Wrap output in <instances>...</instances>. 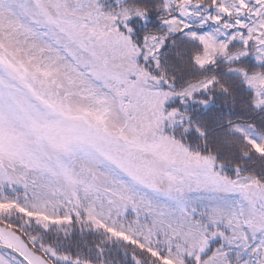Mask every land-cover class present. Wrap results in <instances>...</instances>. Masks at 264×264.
<instances>
[{
  "label": "snow or ice",
  "instance_id": "6c2138e0",
  "mask_svg": "<svg viewBox=\"0 0 264 264\" xmlns=\"http://www.w3.org/2000/svg\"><path fill=\"white\" fill-rule=\"evenodd\" d=\"M0 264H264V0H0Z\"/></svg>",
  "mask_w": 264,
  "mask_h": 264
}]
</instances>
